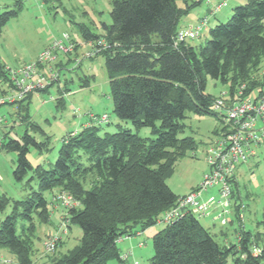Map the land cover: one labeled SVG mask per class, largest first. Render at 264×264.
<instances>
[{"label":"trees","instance_id":"trees-1","mask_svg":"<svg viewBox=\"0 0 264 264\" xmlns=\"http://www.w3.org/2000/svg\"><path fill=\"white\" fill-rule=\"evenodd\" d=\"M190 11L189 4L182 7L178 0H113L112 22L103 24L102 34L80 25L84 40L103 38L108 44L98 54L106 58L114 113L132 121L136 128L150 127L155 139L130 129L100 134V125L82 127L63 139L59 157L49 168L34 167L28 157L30 147L42 151L48 141H39L30 133L44 134L29 114L33 94L12 103L18 104L26 129L20 140L7 139L6 133L0 138L1 148L17 152L16 180H24L30 171L33 175L26 185L38 180V190L26 200L15 201V211L0 226V248L15 254L18 264H33V215L42 221L49 219L44 192L56 188L66 189L79 200L80 206L68 208L67 217L82 228L83 236L79 245L54 264H107L110 258L122 263L119 240L158 222L166 226L153 235L152 264H264V244L256 243L264 236L260 232L242 229L237 243L222 245L192 211L164 221L165 213L181 197L167 180L174 174L176 162L195 147L192 137L179 138L186 111L215 114L212 105L216 97L206 92L207 77L226 84L234 73L237 83L238 78L250 75L252 66L264 61V0H248L237 6L227 22L209 28L210 38L199 47L177 42L180 19ZM17 14L18 10L0 13V33ZM0 79V90L5 94L2 85L10 79L1 62ZM258 81L248 80L245 93L256 85L260 87L258 94H263L264 75ZM242 83L239 79L237 84ZM62 104L63 94L57 106ZM78 148L88 153V165L75 155ZM88 173L94 178L87 188ZM237 186L238 182L234 190ZM9 203L5 194L0 195L1 211ZM18 207H23L20 214ZM18 216L28 222L21 233L17 230Z\"/></svg>","mask_w":264,"mask_h":264},{"label":"rangeland","instance_id":"rangeland-1","mask_svg":"<svg viewBox=\"0 0 264 264\" xmlns=\"http://www.w3.org/2000/svg\"><path fill=\"white\" fill-rule=\"evenodd\" d=\"M197 1L199 0H188L187 4L191 6V11L180 19L178 25L180 30L188 29L205 16H209V28L221 22H227L237 6L248 2V0H202L201 3L196 4ZM223 1L227 2L226 6L219 9L215 15L211 14V10ZM178 4L182 7L186 6V2L182 0H178ZM112 8L113 0H0V13L18 10V14L11 16L0 33L2 64L19 68L36 61L41 52L54 42L61 40L67 43L66 35L77 44V49L68 54L61 50L55 52L56 58L52 61V67L58 74L57 80L46 91L33 93L29 114L32 120L41 126L45 135L42 131H30V133L39 141H48V146H45L47 148L42 151L33 146L30 147L28 157L34 167L42 165L49 168L59 157L63 139L71 132L80 130L90 113L109 116V122L100 125V134L130 129L150 140L157 137L150 127L136 128L132 121L122 120L116 116L113 110L109 75L105 66L106 58L102 54L92 58L85 56L91 49V43L83 39L80 25H85L94 32L102 34L103 24L112 22ZM209 38V30H206L199 38L193 39L194 45L199 47ZM190 40L192 39L188 38L187 41ZM249 73L250 75L238 78L237 83L239 79L244 81L245 83L242 84L245 85L248 80L259 83L258 80L264 75V61L252 66ZM234 77V73H231L230 79L224 84L208 76L206 92L215 97L228 91L234 94L242 85L235 83ZM2 87L11 93L7 83H3ZM259 88L255 85L248 94L257 95ZM62 94L64 104L60 107L57 103ZM215 114L186 111V117L183 120L185 126L179 133V138L192 137L195 147L188 150L187 154L176 162L175 172L167 180L170 188L181 196L196 189L208 171L207 149L219 136L217 133H220L224 126L220 117ZM0 118L3 119L0 124V138L9 133L7 139L11 137L20 140L26 125L19 116L18 104L0 105ZM75 155L79 156V161L84 165L89 164L88 153L84 148H78ZM16 161V151L4 148L0 150V195L5 194L10 199L7 207L3 211L0 210V226L1 222L15 211V201L26 200L31 192L38 190L36 178L30 181V186L26 185L27 180L33 175L32 171L22 181L15 179L13 171ZM86 175L85 186L88 188L94 177L92 173ZM237 178L238 186L233 193V204L229 207L228 224L221 225L219 219L212 220V217L199 218L222 245L237 243V235L242 229L252 234L260 232L264 235V148H260L257 155L240 166ZM211 192L216 190L210 189L208 192H203V196ZM61 193L70 194L62 188L44 192L50 212L47 221H42L36 214L33 215L36 226L31 247L33 264H54L58 258L80 244L83 236L82 228L66 220V217L63 218V214L68 216V208L72 206L54 200L56 195ZM74 200V206H80L79 200L75 198ZM240 204L244 205L242 216H237V205ZM53 205H58L61 209H56ZM22 212L23 207H18L17 214ZM27 223L25 219L18 216V233L22 232L23 226ZM159 226L161 227L157 231L163 229L166 224L158 222L154 225L155 228ZM154 227L153 229L150 227L151 231L155 229ZM148 229L131 236L130 241L125 240L119 245L123 257L122 263L117 258H110L107 264H152L153 235ZM50 234H58L61 237L53 251L45 247ZM256 243L263 245L264 236L258 242L256 240ZM0 249L2 250L0 256L4 258L5 264H18L15 254L8 249Z\"/></svg>","mask_w":264,"mask_h":264},{"label":"built area","instance_id":"built-area-1","mask_svg":"<svg viewBox=\"0 0 264 264\" xmlns=\"http://www.w3.org/2000/svg\"><path fill=\"white\" fill-rule=\"evenodd\" d=\"M227 2L218 3L211 14L216 12ZM209 16L200 18L198 22L188 29H181L177 35L178 41H187L188 38H199L202 32L209 30ZM67 43L56 41L53 45L41 52L36 61L27 63L19 68L6 67L9 82H6L11 93H0V105L14 103L26 98L29 94L52 85L58 78V74L52 67V61L56 58L55 52L61 50L68 54L76 49L74 42L68 35L65 36ZM91 43V49L85 56L95 57L107 47L106 41L102 38ZM42 67V68H41ZM43 69V70H42ZM2 82V80L0 81ZM246 85L232 94H223L213 102L212 110L220 117L224 124L219 136L210 143L207 149L208 171L204 174L203 180L196 189L178 199L177 205L165 213L164 221L170 222L177 214L184 211H192L199 218L212 217V220L219 219L221 225L229 222L228 214L230 205L233 204V191L237 182L240 166L257 155L260 148H264V93L252 96L245 93ZM1 91V90H0ZM3 119L0 118V124ZM109 122L107 114L97 115L90 113L82 127L101 125ZM0 143V150H1ZM215 189L217 196L205 199L203 192ZM54 200H59L68 206H74L75 200L70 194H57ZM214 200V205L211 201ZM213 205V206H212ZM239 215L242 216L243 204L237 205ZM214 209L216 213H214ZM58 234H50L45 242L47 250L53 251L60 241ZM259 251V248H255ZM0 264L5 260L0 256Z\"/></svg>","mask_w":264,"mask_h":264},{"label":"crops","instance_id":"crops-1","mask_svg":"<svg viewBox=\"0 0 264 264\" xmlns=\"http://www.w3.org/2000/svg\"><path fill=\"white\" fill-rule=\"evenodd\" d=\"M183 2H184V0H182ZM202 1V0H201ZM187 2H188V0H187ZM186 2V3H187ZM194 24V23H193ZM180 29V28H179ZM84 39V38H83ZM186 43H188V44H190V45H194V40L192 39V40H190V41H186ZM6 67H9V66H6ZM0 81H1V79H0ZM32 100V99H31ZM205 173V172H204ZM176 193V192H175ZM177 194V193H176ZM178 195H181V194H178ZM211 196H214V197H216L217 196V193L216 192H211V193H209L208 195H204V198L205 199H207V200H209L210 198H211ZM211 203L214 205V200L213 201H211ZM212 205V206H213ZM56 209H61V207L60 206H58V205H53ZM216 211H217V209L215 210L214 209V213H216ZM64 217H66V220H68V217H67V215H65V214H63V218ZM152 227H154V226H151V228ZM161 226H159L158 228H155L154 230H152L151 231V228L149 227V229H148V231L150 230V232H151V234L152 235H154L155 233H156V231L160 228ZM153 229V228H152ZM139 233H141V232H139ZM240 234L238 233V235H237V238H238V236H239ZM131 237V236H130ZM130 237H123V238H121L120 240H119V242H118V246L120 245V244H122V243H124L125 242V240H129L130 241ZM0 252H2V250L0 249Z\"/></svg>","mask_w":264,"mask_h":264}]
</instances>
